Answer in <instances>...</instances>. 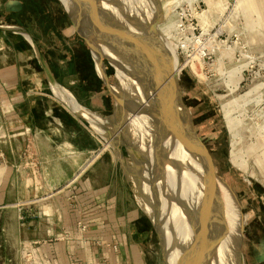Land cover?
<instances>
[{"label": "rangeland", "instance_id": "obj_1", "mask_svg": "<svg viewBox=\"0 0 264 264\" xmlns=\"http://www.w3.org/2000/svg\"><path fill=\"white\" fill-rule=\"evenodd\" d=\"M64 4L82 18L78 30L95 43V57L103 58V73L119 97L116 112L101 123L102 158L88 173L98 185L111 182L121 213L135 208L144 264H233V237L240 264H264V0ZM19 20L45 30L46 19ZM4 132L0 118V143ZM137 140L154 143L149 147L156 151L145 146V153ZM4 165L0 157V173ZM196 184L209 189L201 188L202 206L195 203L206 211L202 226L185 200L195 198ZM209 200L212 209L204 204ZM8 230L14 234L13 226Z\"/></svg>", "mask_w": 264, "mask_h": 264}, {"label": "crops", "instance_id": "obj_2", "mask_svg": "<svg viewBox=\"0 0 264 264\" xmlns=\"http://www.w3.org/2000/svg\"><path fill=\"white\" fill-rule=\"evenodd\" d=\"M39 17L43 32L19 20ZM102 59L60 0H0L2 264H144L135 208L121 213L111 182L88 173L102 158V120L119 105ZM56 85L91 115L69 108Z\"/></svg>", "mask_w": 264, "mask_h": 264}, {"label": "bare ground", "instance_id": "obj_3", "mask_svg": "<svg viewBox=\"0 0 264 264\" xmlns=\"http://www.w3.org/2000/svg\"><path fill=\"white\" fill-rule=\"evenodd\" d=\"M62 1H64L65 3H67V0H62ZM114 1V0H113ZM129 1V0H128ZM69 2V1H68ZM132 3V2H131ZM134 5V4H133ZM130 6V5H129ZM154 9V8H153ZM134 10V9H133ZM132 10V11H133ZM136 13V12H135ZM136 15V14H135ZM132 16V15H131ZM142 16V15H141ZM139 17V16H138ZM167 35V34H166ZM172 36V35H171ZM169 37V36H168ZM156 39V38H155ZM157 40H158V38H157ZM160 40V39H159ZM168 40H170V39H168ZM170 42V41H169ZM154 43V42H153ZM163 43V42H162ZM161 43V44H162ZM159 44H160V42H159ZM173 45V44H172ZM154 46V45H153ZM152 46V48H154ZM149 53V52H148ZM173 53V52H172ZM157 54V53H156ZM166 54V53H165ZM169 54V53H168ZM154 55V54H153ZM171 55V57H170V59L172 58V57H175V55H172V54H170ZM149 57V56H148ZM167 58V57H166ZM176 59V58H175ZM156 60V59H155ZM173 60V59H172ZM155 62V61H154ZM173 63V62H172ZM174 63H176V61H174ZM172 65V64H171ZM174 66V65H173ZM169 69H171V68H169ZM174 69V68H173ZM177 69V71H178V73H179V67H177L176 68ZM172 70V69H171ZM131 71V70H130ZM148 71V70H147ZM176 85V84H175ZM61 87V86H60ZM59 88V86L58 85H56L55 86V90H56V94H57V96L59 97V98H61L60 100L61 101H63L67 106H69V108H72V110L74 111V112H76V113H78V114H80V115H83V116H90L91 114L89 113V112H87L85 109H83L81 106H79L78 105V103L77 102H75V100L73 99V97L68 93V92H64L65 90L63 89V88H61L63 91L62 92H60L61 91V89L59 90L58 89ZM129 91V90H128ZM134 94V93H133ZM132 94V95H133ZM148 94V93H147ZM134 96V95H133ZM132 99H135V98H132ZM128 104V103H127ZM154 109V108H153ZM93 115V114H92ZM95 115V114H94ZM154 121V120H153ZM138 136V135H137ZM138 140H139V138H137ZM137 140V144L140 146L139 148H142L143 147V151H145V153H146V149H147V151H148V149H149V151L148 152H154V151H156L155 149H153V150H151L152 148H153V145H154V143H153V145H152V143H150V142H148L147 144H145L144 145V143H142V141L140 142V141H138ZM154 141V140H153ZM123 142V141H122ZM149 143L152 145V147H151V149H150V147H149ZM145 146L147 147L146 149H145ZM156 146H157V144H156ZM155 146V147H156ZM162 147V146H161ZM138 147L136 146V149H137ZM163 149H165V148H163ZM162 151V150H161ZM166 151V150H165ZM184 151V150H183ZM182 158H184V157H182ZM186 158H187V156H186ZM180 159V158H179ZM146 160H147V156H146ZM183 160V159H182ZM184 161V160H183ZM181 162V161H180ZM186 162V161H185ZM184 162V164H186ZM180 164V163H179ZM237 166H239L240 168H242L241 167V165L240 164H236ZM181 166V165H180ZM183 167H185L184 165H183ZM187 167H188V164H187ZM172 169V168H171ZM188 169V168H187ZM150 170H151V168H150ZM181 170V169H180ZM163 171H167V170H163ZM134 172H135V170H134ZM137 173V172H136ZM150 173V172H149ZM146 174V173H145ZM189 174V173H188ZM167 175V174H166ZM187 175V174H186ZM159 176H160V174H159ZM158 176V178H160L159 179V181L157 182V185H160V186H162V184H163V180L161 181V177H159ZM163 176V175H162ZM184 176H185V174H184ZM149 177V174L147 173V177L146 178H148ZM188 177V176H187ZM191 177V176H190ZM189 177V178H190ZM164 178V177H163ZM162 178V179H163ZM185 180H186V177H185ZM184 180V181H185ZM187 181V180H186ZM192 182H194V181H192ZM190 183H191V181H190ZM153 183L151 182V185H152ZM190 185V184H189ZM192 185V184H191ZM187 186V185H186ZM193 187V186H192ZM221 187H223V186H221ZM152 188H153V185H152ZM156 190H157V188H155ZM162 188L160 187V190H161ZM186 189V188H185ZM194 189V188H193ZM224 189V188H223ZM191 190V189H190ZM164 191H166V190H164ZM164 191H163V193H164ZM200 191H202V190H198V192H197V190H196V192H195V195L196 196H194L195 198H196V200H195V198L194 199H192L191 198V201H189L187 198L185 199L186 200V205H188L189 206V204H190V207H187V209L189 210V211H192L191 213H194V215H195V218H194V220H196L197 221V223L199 222V224L201 225V223L200 222H202L203 220L205 221V223L208 221V220H205L206 218H207V216H206V211L205 212H203L201 209H200V207H197V205H195V203H196V201H197V204L198 203H200L201 204V200L202 201H204L203 199H200L201 198V195L200 194H202V192H200ZM149 192V191H148ZM157 192V191H156ZM161 192V191H160ZM191 192H192V190H191ZM158 193V192H157ZM166 193V192H165ZM190 193V192H189ZM158 195V194H157ZM198 195H200V196H198ZM226 196V195H225ZM208 197V196H207ZM199 198V200H197ZM205 200H207V199H205ZM200 201V202H199ZM213 202V201H212ZM142 203V202H141ZM203 203V202H202ZM217 203V202H216ZM204 204H206L207 205V208L206 209H208V207L210 208V209H212L213 207L212 206H210V205H212L211 203H210V200H209V203H208V201H205V203ZM215 204V202L213 203V205ZM216 205H218V203L216 204ZM144 206V205H143ZM201 206H202V204H201ZM206 207V206H205ZM204 207V208H205ZM212 207V208H211ZM217 207H219V206H217ZM221 207V206H220ZM145 208V207H144ZM203 208V207H202ZM155 209V208H154ZM205 209V210H206ZM209 209V210H210ZM215 209V208H214ZM223 209V208H222ZM204 210V209H203ZM149 211V210H148ZM188 212V211H187ZM208 212H211V211H208ZM222 212H224L223 210H222ZM155 214V213H154ZM189 214V213H188ZM220 214H221V212H220ZM187 215V214H186ZM193 216V215H192ZM219 222V221H218ZM219 223H221V222H219ZM223 223V222H222ZM230 225H231V218L229 217V219H228V228H229V230L231 231V227H230ZM202 226V225H201ZM221 227V226H220ZM219 227V228H220ZM198 228H200V227H198ZM223 232V231H222ZM220 233V239H221V235L223 234V233ZM163 234H164V232H163ZM214 235V234H213ZM217 235V234H216ZM198 236H201V234H199ZM214 238H215V236H214ZM164 239V238H163ZM199 239H201V238H199ZM217 239H219V237L217 238ZM222 239H223V237H222ZM222 239H221V241H222ZM198 240V239H197ZM226 240V239H225ZM232 253L234 254V261H233V264H240V262H239V256H238V251H237V247H236V241H235V238L233 237L232 239ZM213 241V240H212ZM220 241V242H221ZM217 242V241H216ZM223 242V241H222ZM221 242V243H222ZM225 242V241H224ZM167 244V243H166ZM169 245V244H168ZM226 245V244H225ZM171 248V247H170ZM230 253V252H229ZM189 255V254H188ZM187 256V255H186ZM172 257V256H171ZM197 258V257H196ZM174 260V259H173ZM170 261V260H169ZM196 262V261H195ZM173 264V263H172Z\"/></svg>", "mask_w": 264, "mask_h": 264}, {"label": "flooded vegetation", "instance_id": "obj_4", "mask_svg": "<svg viewBox=\"0 0 264 264\" xmlns=\"http://www.w3.org/2000/svg\"><path fill=\"white\" fill-rule=\"evenodd\" d=\"M81 37L85 40V42H86V44H88V42L86 41V39L84 38V35L82 34L81 35ZM89 45V44H88ZM179 117V116H178ZM190 118H191V115H190ZM191 122H192V120H191ZM182 125V124H181ZM192 126H193V130H194V132H195V135H196V137H197V139H198V141H199V144H200V148H201V150H202V154H204V156H206L205 155V151H204V149H203V147H202V145H201V142H200V138L198 137V135H197V132L195 131V129H194V125H193V122H192ZM182 127L183 128H181V127H179L180 129H184V126L182 125ZM181 136V135H180ZM181 143H183L184 145H186V143H188L187 141H186V139L184 138V136H182L181 137ZM194 159H195V162H197L196 163V173H198V171H199V166H200V164H199V159H198V157H197V154L194 152ZM217 177V176H216ZM221 181H223L222 179H220ZM223 183L226 185V183L223 181ZM195 186H198V187H196V189H195V192H196V190H197V192H198V190L200 189V190H202V189H204L205 190V193L206 192H208L209 191V189H208V187H206V189H205V187L204 186H200L201 188H199V185H195ZM226 187L228 188V190H230L231 191V189L229 188V186L228 185H226ZM198 188V189H197ZM202 192H203V190H202ZM207 194V193H206ZM237 197V196H236ZM206 199V198H205ZM238 201H239V199H238ZM240 204V203H239ZM240 210H241V208H240ZM236 211H237V203H235V206H234V208L232 209V211H231V214H230V218L236 213ZM242 212V211H241Z\"/></svg>", "mask_w": 264, "mask_h": 264}, {"label": "water", "instance_id": "obj_5", "mask_svg": "<svg viewBox=\"0 0 264 264\" xmlns=\"http://www.w3.org/2000/svg\"><path fill=\"white\" fill-rule=\"evenodd\" d=\"M77 1H80V0H77ZM60 2H61V4L63 5V7L65 8V10H66V12L68 13V15L70 16V18L72 19V22L74 23V25H75V27H76V29H77V31L79 32V34H81V32L78 30V22H79V19L81 20L82 18H79V17H76V18H78V19H75L74 18V15L75 16H77V14L74 12V11H72V9H70V8H68V7H66L65 6V4H64V2L62 1V0H60ZM78 14H81L82 15V13L80 12V13H78ZM153 29H155L156 30V28L155 27H153ZM82 35V34H81ZM84 38L86 39V41L88 42V44L90 45V47H91V49L94 51L95 49V43H91V41L89 40V39H87L85 36H84ZM103 73V72H102ZM103 75V79H104V81H106V84H107V86H108V88L110 89V90H112V86H110V84L108 83V78H107V75H106V73H103L102 74ZM158 87H159V85H158ZM157 90V89H156ZM115 97H116V100L117 101H119V97H118V95L115 93ZM177 97V96H176ZM178 98V97H177ZM118 129V128H117ZM118 131V130H117ZM120 132V131H119ZM155 225V224H154ZM155 228H157V226L155 225Z\"/></svg>", "mask_w": 264, "mask_h": 264}, {"label": "built area", "instance_id": "obj_6", "mask_svg": "<svg viewBox=\"0 0 264 264\" xmlns=\"http://www.w3.org/2000/svg\"><path fill=\"white\" fill-rule=\"evenodd\" d=\"M83 229H84V227H83ZM116 248V247H115Z\"/></svg>", "mask_w": 264, "mask_h": 264}]
</instances>
